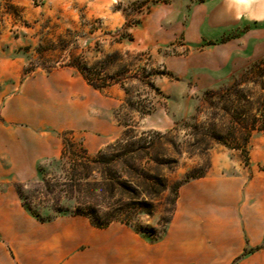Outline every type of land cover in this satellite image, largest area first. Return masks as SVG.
<instances>
[{
  "label": "rangeland",
  "instance_id": "1",
  "mask_svg": "<svg viewBox=\"0 0 264 264\" xmlns=\"http://www.w3.org/2000/svg\"><path fill=\"white\" fill-rule=\"evenodd\" d=\"M42 43L51 45L43 56ZM116 53L131 74L158 73L152 79L161 96L139 82L126 85L131 103L152 101L151 115L131 111L121 87L99 92L60 68L81 55L91 71ZM75 112L88 114L91 127L77 123ZM242 120L255 125L245 144ZM0 133L54 153L21 173L25 180L0 182L27 216L46 223L74 216L75 208L123 210L85 218L93 227L109 221L127 229L132 243L161 241L191 177L264 173V0H0ZM143 134L152 142L145 150L140 144L124 157L109 148ZM130 157L163 182L152 199L103 191V181L115 178L134 187L135 172L124 163Z\"/></svg>",
  "mask_w": 264,
  "mask_h": 264
},
{
  "label": "crops",
  "instance_id": "2",
  "mask_svg": "<svg viewBox=\"0 0 264 264\" xmlns=\"http://www.w3.org/2000/svg\"><path fill=\"white\" fill-rule=\"evenodd\" d=\"M74 114L91 127L88 114ZM53 155L0 133V182L25 180L21 173ZM0 233V264H264V173L183 184L165 238L154 243H132L127 229H98L82 216L39 222L0 184Z\"/></svg>",
  "mask_w": 264,
  "mask_h": 264
},
{
  "label": "trees",
  "instance_id": "3",
  "mask_svg": "<svg viewBox=\"0 0 264 264\" xmlns=\"http://www.w3.org/2000/svg\"><path fill=\"white\" fill-rule=\"evenodd\" d=\"M50 46H51L50 43L39 44L37 47V53L40 54L41 56L45 55L46 53L51 51ZM122 59L123 56H120L117 53L112 56L104 57L103 59L97 61L96 63H94V65L91 66V71H87L85 64L82 62L81 55H78L77 57L70 56L68 62L62 65L60 68H66L76 71L89 87L99 92L107 90L113 86H119L123 89L127 98L129 97V102L131 101L130 100L131 96L129 90L126 88V85H128L129 82H133V81L142 83L145 86V88L148 89L149 92L148 95L155 94L157 96H161L160 90L157 87H155L154 79H152L153 77L157 76L158 73H152V74L150 73L142 77L140 76V74H137L136 72L135 74H131L129 72L128 65L125 64L121 65L123 61ZM115 62L120 64L118 66V71L110 75L108 72L112 67V65L115 64ZM54 69H55L54 67H52L51 69H45V72L49 74ZM129 107L131 111L137 113L138 116L141 118L149 116L155 111L154 104L152 103V101L149 100H146L144 102L143 101L142 102L137 101L134 103L130 102ZM253 118L255 119V117ZM242 122L243 124L246 125L245 128L243 129L244 134H242V141L245 144L251 132L255 130V125L253 124L250 125L249 127L247 120H242ZM168 134L169 133H166L161 136L166 137L168 136ZM156 135L160 136L159 133H156ZM125 138H126L125 140L123 139V141L117 142L116 144L110 146L109 148L118 147L122 151H125L124 157H127L128 154L135 153L137 151L133 149L134 146H138L141 144L140 146H138V150L142 151L145 150L146 148H149V146L152 144V142L150 141L151 140L150 134L144 135V137L136 143L135 142L129 143L128 140L131 139V137L129 136ZM212 140L215 142L217 141L215 137H213ZM224 144L225 143H223V145ZM234 146L236 147L237 145ZM235 147L232 148L234 149ZM133 158L134 157L128 158V160H125L124 163L128 165L135 172L136 181H134L133 183L134 187L130 186L132 185L131 183L132 181L129 183V182L120 181L119 178L117 179L115 178L113 180L103 181V183L105 182L104 184L105 187L103 188V191L108 192L109 194H113L117 192L120 196L128 195L129 200H136L140 195L152 199V197H155V195L158 194L159 189L162 186L163 182L159 179L157 175L153 173L147 174L143 170L136 169L135 165L129 162L130 159L133 160ZM138 160L140 161L141 159ZM91 163L104 164V161L92 159ZM191 178L199 179L202 178V176L191 177ZM186 182L187 181H185V183ZM178 188L179 186L177 187V189ZM125 206H124V210L126 208H130V209L132 208L131 206L128 207ZM122 211L123 210L120 211L115 209L103 211L101 209H95V208H85V209L75 208L73 215L83 216V217H119V214L123 213ZM108 222L109 221H106L105 223H101V224L95 223V227L98 229L106 228L109 225Z\"/></svg>",
  "mask_w": 264,
  "mask_h": 264
}]
</instances>
